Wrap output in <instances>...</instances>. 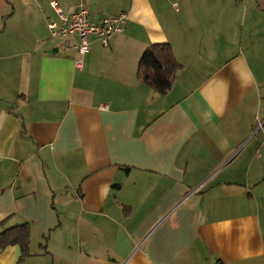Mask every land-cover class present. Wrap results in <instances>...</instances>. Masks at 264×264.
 I'll return each instance as SVG.
<instances>
[{
  "label": "crops",
  "instance_id": "obj_1",
  "mask_svg": "<svg viewBox=\"0 0 264 264\" xmlns=\"http://www.w3.org/2000/svg\"><path fill=\"white\" fill-rule=\"evenodd\" d=\"M52 1L0 0V264H264V0H57L127 15L82 68Z\"/></svg>",
  "mask_w": 264,
  "mask_h": 264
},
{
  "label": "trees",
  "instance_id": "obj_2",
  "mask_svg": "<svg viewBox=\"0 0 264 264\" xmlns=\"http://www.w3.org/2000/svg\"><path fill=\"white\" fill-rule=\"evenodd\" d=\"M181 64L175 57L172 46L152 44L142 53L138 63V77L157 92L166 93L172 86ZM30 223L8 227L0 231V248L19 244L22 257L29 254Z\"/></svg>",
  "mask_w": 264,
  "mask_h": 264
},
{
  "label": "built area",
  "instance_id": "obj_3",
  "mask_svg": "<svg viewBox=\"0 0 264 264\" xmlns=\"http://www.w3.org/2000/svg\"><path fill=\"white\" fill-rule=\"evenodd\" d=\"M52 5L57 10L61 22H48L50 34L52 37H77L74 58L76 68L84 66L85 57L91 50V36H96L104 44H107L113 33L123 31L127 17L126 13L122 12L106 15L99 21H93L89 17V9L83 5H80L70 14L63 13L57 0H53Z\"/></svg>",
  "mask_w": 264,
  "mask_h": 264
},
{
  "label": "rangeland",
  "instance_id": "obj_4",
  "mask_svg": "<svg viewBox=\"0 0 264 264\" xmlns=\"http://www.w3.org/2000/svg\"><path fill=\"white\" fill-rule=\"evenodd\" d=\"M258 128H260V124H259Z\"/></svg>",
  "mask_w": 264,
  "mask_h": 264
}]
</instances>
